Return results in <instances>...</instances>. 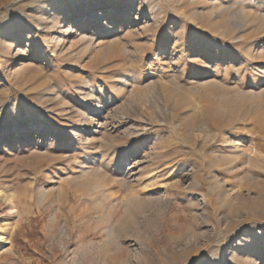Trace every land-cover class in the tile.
Listing matches in <instances>:
<instances>
[{
    "label": "rangeland",
    "instance_id": "1",
    "mask_svg": "<svg viewBox=\"0 0 264 264\" xmlns=\"http://www.w3.org/2000/svg\"><path fill=\"white\" fill-rule=\"evenodd\" d=\"M0 264H264V0H0Z\"/></svg>",
    "mask_w": 264,
    "mask_h": 264
}]
</instances>
